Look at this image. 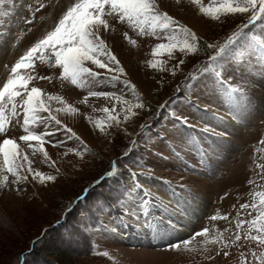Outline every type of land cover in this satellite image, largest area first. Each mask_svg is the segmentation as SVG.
Segmentation results:
<instances>
[{
  "label": "snow or ice",
  "instance_id": "6c2138e0",
  "mask_svg": "<svg viewBox=\"0 0 264 264\" xmlns=\"http://www.w3.org/2000/svg\"><path fill=\"white\" fill-rule=\"evenodd\" d=\"M5 2L6 0H0V18L12 15L4 10ZM190 3L212 20H219L221 15L227 14H242L246 19L236 23L222 40L208 42L202 41L194 31L166 11H161L157 0H74L62 15L53 20L50 29L43 28L39 38L31 43L11 66L6 82L0 87V135L6 136L13 120L20 123L21 115L24 133L18 140L4 138L0 141V187H8L11 183L20 191L19 185L27 182L29 175L42 186L48 182L54 183L57 175L34 168V160L30 158L39 156L42 163L59 173L57 161L52 159L46 149L48 144L57 149L63 147L65 157L74 154L83 160L86 155L92 154L85 141L61 119L62 115H82L80 109L70 104L62 95L47 93L33 84L37 79L52 81L57 78L37 74V62L46 64L49 68L62 70L58 76L61 82L68 81L78 89L86 91L87 95L81 103L88 105L89 98L96 97L104 98L111 105L100 109L90 105L93 112L100 111L103 116L97 119L92 115L86 117L87 121L102 134L107 135L108 129L119 128L136 117V110L151 108L138 93L136 85L126 78L120 61L101 37L102 32L112 28L110 21L126 24L138 35H150L167 40V43L155 45L151 53L153 59L147 61L149 67L159 72H170L171 76L175 77L180 71V66L185 64L181 55L191 54L197 57L203 54L206 57L205 60L196 63L184 75L181 84L175 87L174 96L170 98L174 107L171 112L164 115L167 124L154 133L146 122L140 124L139 133L129 140L123 156L127 157L137 151L140 141H143L146 150L149 145L164 142L177 160H183L186 150H191L199 157L201 164L207 162L210 159L209 150L215 152L214 144L222 142L215 140L209 142V136L220 138L225 135L224 132H217L216 128L210 127L209 124L215 121L218 127L224 122V117L217 112L209 113V104H204L201 108V96L218 102L232 120L246 121L253 110V98L240 81L253 83L254 72H259L261 79L264 80V0H218L216 6L207 7L203 5L202 0H190ZM15 7L13 4V8ZM21 7H25L23 0ZM55 7V0H32L27 4L25 10L29 12V16L24 17V23L29 26L27 30L31 32L33 29L41 28L43 10L51 8L54 11ZM2 25L3 20L0 19V26ZM10 27L8 31L0 34L5 39L12 35ZM124 36L128 38L127 32ZM128 39L131 44H136L134 39ZM165 55L167 60L159 59ZM168 61L176 63L169 68ZM117 84L122 85L119 94L117 91L97 90L102 89V85L115 87ZM128 92L133 99L126 98ZM168 104L169 100H166L159 107L165 108ZM185 105L192 109L193 119L184 114ZM201 121L205 122L204 125L196 135H193ZM61 132L63 138H58L57 133ZM124 132L126 136L132 135L127 129H124ZM69 141L73 142V146H68ZM20 142H23V147ZM261 143H264V140ZM142 160L143 157L134 158L131 162L136 167L144 168L146 162L141 163ZM122 163V158L111 161L105 176L117 177L121 172L119 165ZM138 175L147 174L130 172L131 177ZM147 178L152 179L150 175H147ZM163 183L171 190L172 196L176 197L177 205L183 207L187 214L188 197L194 199L195 194L181 184L179 185L181 193L186 195H179L169 181L165 180ZM249 183L252 184L253 181L250 180ZM152 196L153 194L143 188L138 179H133L131 187L124 186L116 204L124 215L136 217L141 227L151 230L155 237L163 238L169 235L176 225L171 218L165 221L161 217L155 223L146 218L143 209L150 205L149 197ZM157 203L158 207L167 208V205L158 198ZM239 207L250 219H240L238 212L234 229L225 228L221 232L218 229L213 231L209 227H204L202 230L194 231L193 235L181 240L180 243L170 242L169 250L178 251L183 245L185 250L194 251L191 246L197 237L201 238L204 251H207L209 246H218L225 257L230 254L227 249L242 239L253 242L258 249H264V191H254L251 202L242 203ZM97 210L103 212V208ZM218 219L228 221L229 217L220 216L219 213L210 217L211 221ZM101 230H107L103 222ZM225 232L229 233L228 237L224 235ZM102 255L108 256V253L104 252ZM251 256L252 264L255 261L264 264V251H252Z\"/></svg>",
  "mask_w": 264,
  "mask_h": 264
},
{
  "label": "rangeland",
  "instance_id": "374dc122",
  "mask_svg": "<svg viewBox=\"0 0 264 264\" xmlns=\"http://www.w3.org/2000/svg\"><path fill=\"white\" fill-rule=\"evenodd\" d=\"M21 2L22 0H6L4 10L9 11L12 15L7 18H0L3 20V25L0 26V34L8 31L9 26H11L10 31L12 33L6 39L0 35V45H2L0 47V87L6 82L10 68L19 56L39 38L43 28H51L53 20L62 15L66 7L74 0H55V10L44 9L42 27L33 29L31 32L27 30L29 26L24 23V17L29 16L25 7L32 0H23L25 7H21ZM157 3L161 11H166L180 23L186 25L198 37L208 40L224 38L226 34L231 32L236 23H241L246 19V16L242 14H227L221 15L219 20H212L201 14L199 8L192 5L190 0H179V2L177 0H157ZM202 3L205 7L216 6L218 0H202ZM13 4L16 5L15 8H13ZM110 23L112 28L102 32L101 37L120 61L125 70L126 78L136 85L138 93L151 105V108L136 110V117L122 124L121 127L114 128L115 133L108 146L106 140L103 139L105 134L101 133L100 136H94L93 132L97 129L93 128L90 123L91 133L88 138V136L82 135L83 126L81 123L80 126L78 125L79 120H81L78 119V115H62L61 119L64 123L71 127L85 143L87 140L91 145L88 146L90 152L93 153L92 151L95 150L96 154L93 156L86 155L83 160L74 154L65 157L63 156L65 150L63 147L57 149L48 144L46 149L52 159L62 161L61 164L57 162V167L60 169L59 173L53 168L45 172L57 175V180L54 183L48 182L42 186L38 181L32 180L29 175L28 181L19 185L20 191H17V186L11 183L8 187H0V222L3 223L0 225V253L12 252L13 243L16 244L19 239L16 237L17 235L22 234L21 236H24L29 229H34L35 226H38L36 233H39L41 228L51 225L54 219L59 217L60 211L63 209L68 211L71 208V202L81 193L82 188L96 185V181L106 179L111 186L116 187V194L112 199L113 204H108L106 207L103 202L98 201L93 207V212L96 214L88 216L87 213L83 212L80 216L81 228L95 238L98 250L108 253V256H104L103 264H252L251 252H261L264 249H258L253 242L244 239L227 249L230 253L227 257L223 255L222 250L218 249V246H209L208 250L204 251L199 237L191 246L195 249L194 251L185 250L183 245L178 251L169 250V244L170 242L180 243L181 240L193 235L194 231L202 230L204 227H209L213 231L218 229L221 232L225 228L234 229L238 212L240 219H250L239 206L242 203L251 202L254 191H264V143H261L264 140V80L261 79L259 72H254L253 83L240 81L253 98V110L244 122L232 120L223 106L201 96V108L204 104H209V113L217 112L218 115L224 117V122L218 127L215 121L209 124L210 127H215L217 132H224L225 135L220 138L209 136V142L214 140L222 142L214 144L215 152L209 150L210 159L207 162L201 164L199 157L191 150H186L183 160H177L164 142L149 145L146 150L143 141H140L138 150L131 153L130 158L132 157L133 160L143 157L141 163L146 162V167H136L130 162L128 164L122 163L119 165L121 172L117 177L104 178L105 173L109 170V163L124 157L123 151L128 147L129 140L135 138L139 133L140 124L146 122L151 126L152 132H155L156 127L153 126L152 121L169 113L168 110L161 113L162 108L159 106L174 96L175 87L183 81L184 75L199 60L198 57H193L191 54L188 56L181 55L185 64L180 66V71L175 77L171 76L172 79L162 85L157 83L154 84L155 86L149 85L142 88L137 79L131 75L124 61L128 63L129 59L133 58L135 62L145 68L147 65L145 59L151 55L155 45L167 43V40L165 38L157 39L150 35H138L126 24L113 21ZM257 31H259V24ZM125 32H127L128 38L136 41L135 45L131 44L128 38H125ZM111 35L117 36L127 46L115 38L111 39ZM60 71L62 70L49 68L46 64L37 62V74L57 78L52 81L37 79L33 81V84L47 93L62 95L70 104L77 107L76 105L81 103L87 92L71 85L68 81L61 82L58 78ZM132 74L136 77L134 71ZM109 87H111V91L116 89L119 94L122 85L117 84L115 87L102 85V89L97 90H106ZM127 95L133 99L130 92ZM94 104H96V109H100L101 103L95 102ZM173 107L174 105L169 107L170 112ZM88 110L92 111L90 108ZM98 112L97 117L93 116L94 119L103 116L102 112ZM157 112L158 114L153 118ZM191 113L192 109L185 105L184 114L193 119ZM19 119L20 123H17L16 120L11 122L6 136L0 135V141L4 138H16L18 140L19 136L24 134L21 132L22 115ZM85 121H87L86 117ZM204 123L201 121L197 124L193 135L200 131ZM159 124L158 130L161 126L166 125L167 121L163 119ZM124 129H127V132L132 135L126 136ZM107 131L110 132L109 129ZM57 137L63 138V133H57ZM155 139L153 136V140ZM20 143L23 147V142ZM177 143L179 142L177 141ZM68 146H73V142L69 141ZM130 172L146 173L152 179H148L147 175L131 177ZM9 179L11 181L12 178ZM133 179H138L142 185L147 184L166 190L163 197L152 193L153 196L149 197L151 203L143 209V213L153 223L159 221L161 217L165 221L171 218L176 228L169 235L163 238L155 237L151 230H146L145 227H141L137 223L136 217L124 215L121 208L117 206L116 201L122 194L124 186L131 187ZM165 180L176 188L179 195H186L181 193L179 187L181 184L195 194L194 199L188 197L187 214L183 207L177 205L176 197L172 196L171 190L163 183ZM250 180L253 181L252 184L249 183ZM200 188H204L203 191H200ZM207 193L208 197H205L203 194ZM245 195H249L247 201L243 199ZM157 198L167 205L166 209L158 207ZM98 208H103V212L98 211ZM217 213L220 216L227 215L229 220L211 221L210 217ZM101 222L107 227L106 231L101 230ZM224 235L228 237L229 233L225 232ZM4 245H6L5 248ZM51 246L48 244L45 247ZM11 252L9 254H12ZM254 264H259V261H255Z\"/></svg>",
  "mask_w": 264,
  "mask_h": 264
},
{
  "label": "trees",
  "instance_id": "16d2710c",
  "mask_svg": "<svg viewBox=\"0 0 264 264\" xmlns=\"http://www.w3.org/2000/svg\"><path fill=\"white\" fill-rule=\"evenodd\" d=\"M222 39V37L216 40L201 38L202 41L208 42ZM197 57L199 59L197 63L206 59L203 54ZM157 114L158 112L153 118ZM92 152V156L96 154L95 150ZM130 156L131 154L122 157L123 162H131L132 157ZM99 181L96 185L82 188L81 193L71 202V208L68 211L64 209L60 211L59 217L54 219L51 225L41 228L39 233H36L38 226H35L34 229H29L24 236L17 235L19 239L16 244L12 245L13 250L10 251L12 254H9L10 252L0 253V264H103L104 255L102 253L104 252L98 250L95 238L81 228L82 222L80 221L83 212L88 216L96 214L93 212V207L98 201L103 202L106 207L108 204H113L112 199L116 194V188L105 180ZM85 189L88 191L85 200L82 201L80 196ZM0 225L3 223L0 222ZM48 244L54 247H45Z\"/></svg>",
  "mask_w": 264,
  "mask_h": 264
},
{
  "label": "crops",
  "instance_id": "0c3cea01",
  "mask_svg": "<svg viewBox=\"0 0 264 264\" xmlns=\"http://www.w3.org/2000/svg\"><path fill=\"white\" fill-rule=\"evenodd\" d=\"M112 37H111V39H113V38H115L117 41H119L120 43H122L123 45H126L127 46V44H125V43H123L121 40H119V38L117 37V36H115V35H111ZM151 59H153V57H152V55H150V56H148L145 60L146 61H149V60H151ZM159 59H161V60H167L168 58H167V56L165 55V56H161V57H159ZM124 63L126 64V66H127V68H128V70H129V72L131 73V75L134 77V78H136L137 79V81H138V83H139V85L143 88V87H148L149 85H154V84H157V83H159V85L161 84H164L165 82H167V81H169L170 79H172L171 78V75H170V72H159L158 70H156V69H152L151 67H149V65H148V63H147V65H146V67L144 68L142 65H140L139 63H137V62H135L134 60H133V58L132 59H129V61H128V63L127 62H125L124 61ZM174 63H176V61H168V66H169V68L171 67V65L172 64H174ZM149 69V70H148ZM151 69H152V71H151ZM132 71H134L135 72V75H136V77L134 76V74H132ZM147 84V85H146ZM155 86V85H154ZM106 90H112L111 89V87H109V89H106ZM113 91H116V89L115 90H113ZM118 94V93H117ZM94 98V97H93ZM92 97L90 98V100L92 99L93 100V103H95V102H101V104H100V108H102V107H105V106H108V107H110L111 105L109 104V103H107V101L106 100H104V98H94L95 99V101H94V99H93ZM126 98H128L129 99V96L128 95H126ZM81 100V99H80ZM80 100H78V101H80ZM206 102H209V100H206ZM216 103H218V102H216ZM82 104V105H81ZM91 104V103H90ZM99 104V103H98ZM77 106V108H79L80 109V112L82 113V115H78V119H83L84 120V124H86V126L88 127V129L90 130V132H91V128H90V126H89V122L88 121H85V117H87V115H92V116H94V117H97L98 116V111H96V112H93V111H89L86 107H90V105L88 104V105H85V104H83V103H79V104H77L76 105ZM97 107V106H96ZM119 107V106H118ZM204 107V106H203ZM92 126V125H91ZM94 128V127H93ZM114 128H116V127H113V128H111V129H109L110 130V132L108 133V131H107V135H104V139L106 140V144H107V146L112 142V139H113V136H114V133H115V129ZM85 132H84V134H82V135H84V136H89L87 133H86V130H84ZM93 134H94V136H100L101 134H100V132L98 131V130H95L94 132H93ZM91 139V138H90ZM86 144L88 145V146H91L90 145V143L86 140Z\"/></svg>",
  "mask_w": 264,
  "mask_h": 264
},
{
  "label": "bare ground",
  "instance_id": "6f19581e",
  "mask_svg": "<svg viewBox=\"0 0 264 264\" xmlns=\"http://www.w3.org/2000/svg\"><path fill=\"white\" fill-rule=\"evenodd\" d=\"M147 85V84H146ZM130 99V98H129ZM91 103V104H90ZM97 103H101V102H98L97 101ZM108 103V102H107ZM89 105H91V106H94L95 107V105L96 104H94L93 103V100H90L89 101V103H88ZM86 108H90L91 110H92V107H86ZM84 122V120L83 119H81V120H79V122H78V125L80 126V123H81V125L83 126V129H82V134H84V130H86V133L90 136V130L88 129V127L86 126V124H84L83 123ZM22 132V131H21ZM101 134V133H100ZM89 136H88V138H89ZM103 136V135H102ZM87 137V136H86ZM103 138V137H102ZM104 139V138H103ZM92 140V139H91ZM96 140V139H95ZM93 141V140H92ZM30 151V150H29ZM30 158H32L33 160H34V164H33V167L34 168H37L38 170H40V171H42V172H46V171H49L51 168L50 167H48L46 164H44V163H42L41 162V159L42 158H40L39 156H37V157H30ZM58 163H60V162H62V161H57ZM61 164V163H60ZM143 186V188H145V189H148L151 193H154L155 195H158L159 197H163V195L164 194H166V190L165 189H162V188H156V187H151L150 185H147V184H143L142 185ZM208 186V185H207ZM210 188V187H209ZM203 189L204 188H200V191H203ZM169 190V189H168ZM208 191H210V190H208ZM207 191V192H208ZM251 193V192H250ZM169 195V194H168ZM205 197H208V193L207 194H203ZM243 199L244 200H248L249 199V195H245V196H243ZM197 207H199V206H197ZM232 223V222H231ZM233 224V223H232Z\"/></svg>",
  "mask_w": 264,
  "mask_h": 264
}]
</instances>
